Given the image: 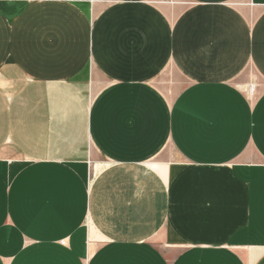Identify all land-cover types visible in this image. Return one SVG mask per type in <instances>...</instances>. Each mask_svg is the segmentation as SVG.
I'll return each instance as SVG.
<instances>
[{"label":"crops","instance_id":"crops-1","mask_svg":"<svg viewBox=\"0 0 264 264\" xmlns=\"http://www.w3.org/2000/svg\"><path fill=\"white\" fill-rule=\"evenodd\" d=\"M107 1L0 0V264H264V0Z\"/></svg>","mask_w":264,"mask_h":264},{"label":"rangeland","instance_id":"rangeland-1","mask_svg":"<svg viewBox=\"0 0 264 264\" xmlns=\"http://www.w3.org/2000/svg\"><path fill=\"white\" fill-rule=\"evenodd\" d=\"M100 2L103 4H106V5H108V3H110L107 0H100ZM157 86L161 88V91L167 97L173 98L175 96V94L177 93V91L180 90L183 85L182 84H180V85L175 84L172 76L166 74V75L161 76V82L158 83ZM247 89H248V92L246 91L248 93V94L246 93L247 95H249V94L253 95V96L256 95V93H253L251 91V90L255 89L254 87L249 86V88H247ZM250 97H252V96H250Z\"/></svg>","mask_w":264,"mask_h":264}]
</instances>
